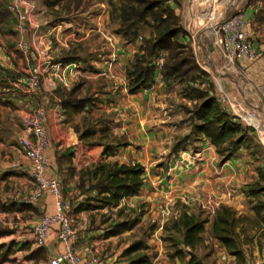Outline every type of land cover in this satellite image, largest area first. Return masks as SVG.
<instances>
[{"label": "crops", "instance_id": "obj_1", "mask_svg": "<svg viewBox=\"0 0 264 264\" xmlns=\"http://www.w3.org/2000/svg\"><path fill=\"white\" fill-rule=\"evenodd\" d=\"M0 1V264H49L63 248L57 226L44 244L33 234L40 217L57 210L54 196L47 192L28 201L35 182L32 164L21 149L27 135L22 121L39 106L46 109L50 137L46 175L62 180L63 198L71 204L77 230L73 245L83 259L98 256V264H129L127 257L119 258L127 246L124 240L149 220L157 224H152V236L145 243L150 255L157 254L151 256L152 263L158 264L168 243L157 235L175 232L165 225L182 210L197 214L209 197L247 213L239 204L247 198L244 186L258 178L259 168L264 170V96L259 90L264 81V34L253 32L259 57H241L235 70L225 67L220 73L209 42L190 36L199 66L207 73L214 69L211 76L221 106L252 129L256 149L242 147L221 164L216 147L205 136L189 138L175 149L193 125L182 110L186 98H181L180 83L162 73L164 53L157 58L152 87L129 91L127 68L140 51L141 38L127 43L117 31L111 0H26L23 34L5 0ZM179 1V6L171 4L185 28L184 17L192 15L190 2ZM22 41L28 50L20 48ZM34 67L41 83L37 92H30L28 74ZM101 162L144 166L141 191L118 206L77 210L90 198L85 190L91 180L82 174ZM82 183L84 190L79 188ZM124 211L134 214L136 224L109 235L110 223L126 222ZM204 233L201 245L212 244L217 252H206L203 260L237 264L212 236L211 224ZM258 234L242 245L245 264L264 259V239Z\"/></svg>", "mask_w": 264, "mask_h": 264}, {"label": "trees", "instance_id": "obj_2", "mask_svg": "<svg viewBox=\"0 0 264 264\" xmlns=\"http://www.w3.org/2000/svg\"><path fill=\"white\" fill-rule=\"evenodd\" d=\"M175 5H180L179 0H111L112 17L117 25V31L127 43L136 42L141 38L140 51L135 60L127 68L128 88L130 92L149 89L155 82L158 69L157 58L164 53V61L161 67L165 78L173 82L174 78H180L189 73L190 69H197L204 73L199 66L191 45L192 41L187 30L183 27L180 15L177 14ZM2 3L0 1V7ZM187 39L186 43H183ZM183 41V42H182ZM188 41H191L190 43ZM180 43L189 49V58L178 59ZM169 57L170 63H167ZM172 61V63H171ZM191 68L181 71L186 63ZM181 80V79H180ZM203 91L199 88L195 101H201L193 111L194 117L188 118L192 123L191 132L183 137L175 146L180 147L187 139L205 136L210 139L220 155V163L224 164L242 147L255 148L250 127H247L237 116L224 109L215 94L213 82ZM181 84V82L179 81ZM185 107V106H184ZM186 111V108H184ZM189 112L188 109L187 111ZM193 119V120H192ZM256 152V150L254 151ZM72 170V168H71ZM144 166L135 162L120 164L118 162H101L92 169L85 171L82 177L89 178L90 189L95 191L92 204L89 199L85 205H80L77 210L90 208H104L118 206L120 202L141 191L144 182ZM84 182V180L82 179ZM82 183L79 188H84ZM245 194L249 198L258 200L251 206L255 218L247 214H240L232 206L221 204L216 215L211 221V234L227 250L230 255L236 257L238 263L245 264L243 243L252 240L256 234L247 235L248 223H252L259 232L258 236L264 239V170L258 169V178L251 184L244 186ZM208 219L195 213L182 210L180 216L171 222L170 227L180 234L179 245L188 251L189 258L183 264H208L200 259L195 250L204 240ZM133 222H121L115 225V229L109 235H116L130 229ZM183 252V250H182ZM129 264H153L148 246L140 239L130 244L123 252Z\"/></svg>", "mask_w": 264, "mask_h": 264}, {"label": "built area", "instance_id": "obj_3", "mask_svg": "<svg viewBox=\"0 0 264 264\" xmlns=\"http://www.w3.org/2000/svg\"><path fill=\"white\" fill-rule=\"evenodd\" d=\"M25 3L26 0H5V6L14 15L16 27L22 34L27 30V14L23 8ZM214 29V44L233 66L241 57L254 59L260 56L254 44L252 20L248 10L236 9L226 14L216 21ZM190 32L193 35L191 30ZM19 46L24 51L29 49L25 41L20 42ZM40 81L38 68H32L28 74L27 89L30 92H37L40 89ZM260 90L264 96V82ZM46 117L45 107L39 106L22 121L27 135L21 139V149L32 164V176L35 182L33 194L28 197V201L32 202L47 192L54 196L57 209L53 214H43L40 217L33 228V234L38 244H44L50 232L55 226L58 227L57 236L63 248L49 261V264H98V256L83 259L75 249L73 238L77 230L70 215L71 204L63 198L62 180L58 176L46 175L49 168L47 149L50 144ZM201 206L209 218L213 219L220 203L215 198L209 197ZM257 264H264V259Z\"/></svg>", "mask_w": 264, "mask_h": 264}, {"label": "rangeland", "instance_id": "obj_4", "mask_svg": "<svg viewBox=\"0 0 264 264\" xmlns=\"http://www.w3.org/2000/svg\"><path fill=\"white\" fill-rule=\"evenodd\" d=\"M203 1L204 0H195L194 1V7H191L193 5L192 0H186V2H185L186 5H187V3L189 4V2H190V9H189L188 13L191 12L192 15L188 16V18L190 20H188V18L186 16L184 17V24H185V29L188 30L190 35H192L190 32V30H191L193 35L195 36V38L197 40L199 39L197 36L198 35L201 36V38L203 39L201 43L208 41L210 44L211 43V40H210L211 35L210 34L204 35V32H203L204 27L206 26V24L210 20V16L206 17L207 16L206 12L203 13L204 16L201 13H198L201 10H205L202 7ZM208 4L210 5V3H208ZM216 5H217V12L219 14V16L217 17V20L219 18L221 19L222 17L226 16V14H229L236 9L248 10V12H250V16H251V20H252V30L254 32V35L258 36V35L264 34V0H219L218 2H216ZM209 8H211V7L209 6ZM184 15H185V13H184ZM214 18L215 17H213L211 19V22H210L211 27L215 23ZM191 23H192L193 28L190 27ZM198 30H202V32L198 31ZM194 31H198V32H194ZM186 42H187V39L183 43H186ZM188 42L190 43L191 41H188ZM213 43H215L214 40H213ZM192 44L194 45V43H191V45ZM201 45H203V44H201ZM214 50H215V54L217 56V57H215V56L214 57L217 59L216 63L219 65L220 71L218 69L217 70L219 72H221V68H225V67L230 68V70L231 69L235 70L238 62H236V64L233 66V64L231 62H229L228 59L225 58V56L223 55L221 50L215 44H214ZM178 52H179V56H178L179 60L183 59V58H187V57L189 58V49H187L185 47V45L180 43V47L178 49ZM166 62L170 63L169 57H168ZM171 63H172V61H171ZM188 68H191V64L189 62L186 63L184 66H182L181 71H185ZM212 71L213 70H211V73H207L205 71L203 73L200 70H197L194 68V69H190V71L187 75L181 76L180 78H177V77L174 78L172 83L175 84V83H179V81L181 82L178 90L182 96L181 98H183V97L186 98V104L182 106L183 107L182 110H183V113L186 116L187 120L190 117H192V118L194 117L193 111L195 110L197 104H199L201 102L200 100L198 102L195 101V97H197L199 92H201L199 90V88H202L203 91L209 89L208 88L209 86L207 83L208 76L210 77L211 81L213 82L214 88L216 87V84H215L214 80L212 79V76L214 77V73ZM217 78H219V77L217 76ZM211 81H209L210 85H211V83H210ZM261 84L259 85V90H260ZM255 91H257V90H255ZM260 92H261V90H260ZM183 101H185V100H183ZM184 108H186V111L188 109V111L192 112V113L186 112L184 110ZM81 189L84 190L85 187L81 188ZM85 192H86V195H88L90 198H93L92 195L94 197L97 196L96 193L90 189V186L86 187ZM262 199L263 200H261V201L264 202V197H262ZM89 200H92V199H89ZM258 200L253 199V198H249V197H247V198L243 197L239 200V204H241V206H242L241 209H244L247 211V213H246L247 215H249L251 218H255V213L251 210V206L253 204H257ZM93 201H94V198H93ZM94 202L97 203L98 201H94ZM203 210L196 209V212H198L197 214L200 215L202 218L208 219L209 221L213 220V219H210L209 216L206 214V212ZM123 217H124V220L128 223H131L134 220V214H131L130 212L124 211ZM115 222H116L115 224H113V223L109 224V226L111 228L110 231L115 229V225L117 223H121V221H115ZM152 224H157V223L156 222L153 223V221L146 220V223H144L141 227H136L135 230L131 234H129L127 236V238L124 240L125 245H127L124 248V250L136 240L142 239L146 242L147 238H150L152 236V230L154 227V225H152ZM167 224L172 225L171 223H167ZM210 224H211V222H209V224H207V226L208 225L210 226ZM247 227H248V231L246 233L247 235L258 234L256 228L254 227V225L252 223H248ZM204 236H207V234L204 233ZM157 237H159L163 242L166 241L168 243V246L166 247L167 249L164 248V250L161 251L164 256L162 257L163 260L158 261V264L159 263L160 264H183L184 262H186V260L189 258V254H188V251H186V249L183 247V245H179V239H181L180 234H178L176 232H168L167 231V232H163L162 234L159 233V235H157ZM201 248H203L204 250H201ZM124 250L122 251L119 258H121L123 256ZM182 250H183V252H182ZM156 252L159 253L160 251H156ZM206 252H210L211 254H213V253H216L217 251H216L215 246L212 244H208V245L202 244V245L198 246V249L195 251V253L197 254V256L200 259H203L205 257ZM151 256L156 257L157 254L155 255L154 253H152ZM173 260H175V261L172 262ZM120 261H123V260H120ZM209 263L210 264H216V261L210 259ZM237 264H243V263L237 262Z\"/></svg>", "mask_w": 264, "mask_h": 264}, {"label": "bare ground", "instance_id": "obj_5", "mask_svg": "<svg viewBox=\"0 0 264 264\" xmlns=\"http://www.w3.org/2000/svg\"><path fill=\"white\" fill-rule=\"evenodd\" d=\"M194 1L195 0H192V6L191 7H194ZM219 0H204V5L202 6L205 10H201L200 12L198 13H201L203 15L204 12L207 13V16H210V20L209 22L206 24V26L204 27V35H211L210 36V40H211V43H210V46L212 49H214V43H213V40H214V36H215V29H214V26L216 25V21H217V17L219 16L218 12H217V5H216V2H218ZM210 3V5L208 4ZM209 6L211 8H209ZM216 6V7H215ZM221 10V9H220ZM204 16V15H203ZM214 25L211 27L210 26V22H211V19L212 17H214ZM221 17V16H220ZM202 25V24H201ZM200 31V30H198ZM198 31H194V32H198ZM198 43V46L200 45L199 44V41L197 42ZM214 70V69H213ZM220 73V72H219ZM244 117H247L245 114H243Z\"/></svg>", "mask_w": 264, "mask_h": 264}]
</instances>
